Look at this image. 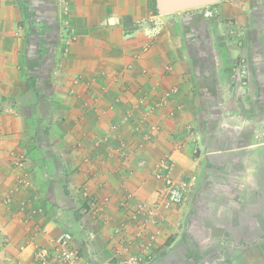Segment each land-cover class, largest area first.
I'll use <instances>...</instances> for the list:
<instances>
[{
  "label": "crops",
  "instance_id": "0c3cea01",
  "mask_svg": "<svg viewBox=\"0 0 264 264\" xmlns=\"http://www.w3.org/2000/svg\"><path fill=\"white\" fill-rule=\"evenodd\" d=\"M45 1L40 39L0 0V264H37L64 231L78 264H176L198 238L213 259L194 264H261L264 0H218L190 31L162 16L154 37L149 0H68L66 29ZM162 159L189 178L182 204L163 205Z\"/></svg>",
  "mask_w": 264,
  "mask_h": 264
},
{
  "label": "rangeland",
  "instance_id": "374dc122",
  "mask_svg": "<svg viewBox=\"0 0 264 264\" xmlns=\"http://www.w3.org/2000/svg\"><path fill=\"white\" fill-rule=\"evenodd\" d=\"M28 1L29 2L24 1V0H20L22 5L24 6L25 14H26L27 18H30L33 15L31 13L32 10L30 9V6H32V8H35V9L39 10V12H41V8L44 5H46L45 4L46 3L45 0H28ZM54 1H56V4H57V6L59 8V14L58 15H59V18H60V25H63L64 29H66V25H65L66 24V22H65L66 21V11H65L64 4L62 3L61 0H54ZM222 4H223V2L221 0L220 3H219V6L222 5ZM215 6H218L217 2L214 3L211 7L209 5V6H206V7H200V8H194V9L181 11L182 17L183 18H186V17L188 18L187 19L188 21L185 22V23H189L190 27H189L188 30L190 31L195 26L194 19L197 20V22H196L197 25L198 24L199 25L202 24V22L204 20H206V19L208 21L210 19L215 21L214 20L215 17H212L214 14L211 12L212 8H214ZM208 7H210L211 10ZM210 12H211V14H210ZM33 16H36L35 19H37L36 20V28H37L38 37L40 39H42L43 36L45 35V31L47 29V24H46V22L44 20H42L43 19L42 18V13H40L39 15L35 14ZM219 19L222 21V25H224V27H226L225 24H228V27L229 26L231 27V25L235 26L234 19H226V18H223V17L219 18ZM148 21H149V18H148V20H146V22H148ZM147 24L149 26H151V22L150 21ZM234 28L231 27V29H234ZM229 33H230L231 37H234L235 39L239 38V40H241L240 38H242V35H243L239 30H235V29L229 31ZM194 50L197 53H200V48H194ZM242 62H243V64H242L243 67L240 65ZM237 63L238 64H236V63L234 64L235 67H239V68H243V69L244 68H246V69L248 68V62H247L246 59H245V61L238 59ZM204 65H206V64H204V63L203 64L202 63L198 64V66L201 67V69L204 68ZM206 68L207 69L209 68V70L211 69L210 66H207V65H206ZM164 161H166V160H163V159L162 160H158L156 167L160 163H162ZM179 180L188 181L189 178L188 177H186V178L184 177V178H181ZM190 190H191V188L186 190V192L184 193V197L182 199V202L180 204H182L186 200V197L189 194ZM209 243H210V240H205V239H199L198 238V239L191 240L190 244L186 246L187 251H188L187 253L184 251L185 249H183V248H180L179 251H176L175 258H178V261H176V264L204 263V262H208V260L213 259V258H210L212 256H205V253H204L205 249L207 248L206 246H208ZM245 243H246V241H245ZM263 245H264V242H263ZM21 249H22V247H21ZM185 256H187L189 258V260L185 259ZM261 259H262L261 264H264V256ZM125 264H127V263H125ZM137 264H142V263L138 262Z\"/></svg>",
  "mask_w": 264,
  "mask_h": 264
},
{
  "label": "built area",
  "instance_id": "2783aa9c",
  "mask_svg": "<svg viewBox=\"0 0 264 264\" xmlns=\"http://www.w3.org/2000/svg\"><path fill=\"white\" fill-rule=\"evenodd\" d=\"M61 1L65 5L68 0ZM162 16L165 15L152 14L149 18L151 26L148 25V34L152 37L156 36L162 30ZM242 64L243 62L241 65ZM168 161L169 160H166L157 166V172L165 182V200L163 205L166 207L179 205L182 202L186 190L191 188L189 181H177L171 177L170 171L172 164ZM140 207L143 209L144 207H148V205L142 204ZM73 241V234L69 231H64L51 239L50 245L35 246L33 248L34 260L37 264H78L81 255L79 250L73 245ZM27 247L28 245L22 246V249ZM134 263L137 264L138 261H133L129 264Z\"/></svg>",
  "mask_w": 264,
  "mask_h": 264
},
{
  "label": "water",
  "instance_id": "95a60500",
  "mask_svg": "<svg viewBox=\"0 0 264 264\" xmlns=\"http://www.w3.org/2000/svg\"><path fill=\"white\" fill-rule=\"evenodd\" d=\"M218 0H155L158 13L169 15L189 9L206 7Z\"/></svg>",
  "mask_w": 264,
  "mask_h": 264
},
{
  "label": "trees",
  "instance_id": "16d2710c",
  "mask_svg": "<svg viewBox=\"0 0 264 264\" xmlns=\"http://www.w3.org/2000/svg\"><path fill=\"white\" fill-rule=\"evenodd\" d=\"M213 5V4H212ZM210 5V7L212 6ZM149 9H150V12L152 14H159L158 13V10H157V7H156V3H155V0H149Z\"/></svg>",
  "mask_w": 264,
  "mask_h": 264
}]
</instances>
